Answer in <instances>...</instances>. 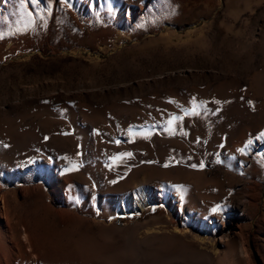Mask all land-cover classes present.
<instances>
[{"label":"rangeland","instance_id":"rangeland-1","mask_svg":"<svg viewBox=\"0 0 264 264\" xmlns=\"http://www.w3.org/2000/svg\"><path fill=\"white\" fill-rule=\"evenodd\" d=\"M262 134L264 0H0V264H264Z\"/></svg>","mask_w":264,"mask_h":264},{"label":"bare ground","instance_id":"bare-ground-1","mask_svg":"<svg viewBox=\"0 0 264 264\" xmlns=\"http://www.w3.org/2000/svg\"><path fill=\"white\" fill-rule=\"evenodd\" d=\"M169 191L170 188L165 186L159 187H142V189L134 191L130 196L126 197L123 201H121L118 212L120 213H130L132 211H143L150 208L157 199H161L162 194L165 195ZM240 234V233H239ZM26 237L29 239L31 237V233L26 230ZM106 242L111 241L110 234H106L103 237ZM129 245H127L126 252L136 250L140 252V256L143 255L141 250L144 248L142 244H138L136 238H132ZM30 240V239H29ZM136 240V241H135ZM237 241H233L228 248L226 256L218 259L214 254L208 253L202 249L193 248L192 254L186 253L184 255L176 254H164L157 259H147L146 263L149 264H225V261L228 259L230 264H258L257 260L254 259L251 251V245L249 241V237L244 235V238L240 240L239 246L236 245ZM229 246V245H228ZM188 248V247H187ZM12 252L14 249H11ZM144 251V250H143ZM144 256V255H143ZM138 257V256H137ZM150 258V257H149ZM137 260V259H136ZM142 260V258H141ZM227 262V263H228ZM133 264H142L140 259L138 262H134Z\"/></svg>","mask_w":264,"mask_h":264},{"label":"snow or ice","instance_id":"snow-or-ice-1","mask_svg":"<svg viewBox=\"0 0 264 264\" xmlns=\"http://www.w3.org/2000/svg\"><path fill=\"white\" fill-rule=\"evenodd\" d=\"M262 135H264V134H262Z\"/></svg>","mask_w":264,"mask_h":264}]
</instances>
